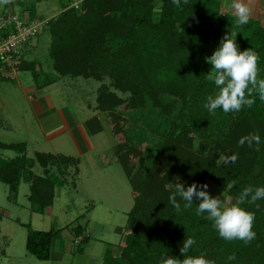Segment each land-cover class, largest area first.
Segmentation results:
<instances>
[{
    "label": "trees",
    "instance_id": "1",
    "mask_svg": "<svg viewBox=\"0 0 264 264\" xmlns=\"http://www.w3.org/2000/svg\"><path fill=\"white\" fill-rule=\"evenodd\" d=\"M154 2L83 0L79 9L69 7L47 20L43 29L51 37L49 55L54 72L45 86L67 76H109L113 86L130 95L121 98L102 86L99 110L109 116L120 115L144 107L149 99L151 107L165 116L149 168L134 170V160L141 153L139 146L113 150L112 163L125 172L135 205L129 213L131 234L120 247L119 258L106 250L102 264H160L162 257L182 260L185 257L180 247L188 238L195 244L186 256L203 254L211 264H264V199L256 204L238 201L240 207L255 215V237L248 243L221 238L213 222L205 218L207 213L196 214L199 201L195 198L189 207L179 197V208L169 202L177 184L188 179L201 184L211 180L236 199L245 187H264V102L256 90L252 92L255 103L239 111L217 109L211 113L204 107L207 97L218 91L207 76L211 71L204 58L207 44L217 47L221 34L234 35L241 51L250 49L256 54L257 79H264V27L252 18L238 25L235 15L220 14L218 0H180V6L173 0H161L159 20L153 21ZM109 4L115 6V16L96 24L100 11ZM108 25L111 28L106 30ZM107 37L116 43L108 44ZM20 69L34 72V63L23 60ZM164 97L169 99L164 101ZM178 103V112L171 114ZM98 131L99 126L93 133ZM251 135L260 137L259 145L253 141L249 146L245 138ZM0 149L17 154L12 160L0 158V182L7 185L8 198L14 201L20 183L28 182L31 210L42 214L53 204V189L65 184V178L58 179L46 169L55 164L62 170L59 163L68 164L72 159L59 156L60 162L54 155L36 154V162L45 170L43 177L31 171L34 161L27 158L24 143L0 142ZM220 157L225 161L220 162ZM24 227L26 252L38 261H49L58 231ZM230 256L235 258L229 260Z\"/></svg>",
    "mask_w": 264,
    "mask_h": 264
},
{
    "label": "rangeland",
    "instance_id": "2",
    "mask_svg": "<svg viewBox=\"0 0 264 264\" xmlns=\"http://www.w3.org/2000/svg\"><path fill=\"white\" fill-rule=\"evenodd\" d=\"M76 1L79 9L83 0ZM223 1L218 0L220 14L229 16ZM26 2L0 0V13L14 12L20 16V7L25 4L23 13L30 15ZM33 5V17L43 20L53 19L73 7L72 0H42ZM160 6L161 0H155L153 21L159 20ZM113 7L101 10L96 24L114 17ZM252 15L264 27V0H258ZM110 28L108 25L106 30ZM224 36L221 34L219 43ZM105 41L116 43L109 41V37ZM50 44L51 37L44 30L24 55V60L34 63V72L20 69L16 80L0 79V142L24 143L27 158L34 161L31 171L38 176L44 177L45 171L35 160L38 153L54 155L57 160L70 157L72 162L59 163L62 170L55 164L46 169L58 179L65 178V184L53 189V204L42 214L31 210L28 182L20 183L14 201L8 198L7 185L0 182V264H102L106 250L119 258L120 247L131 234L129 213L135 205L125 172L119 164L112 163L113 150L117 146H139L141 153L134 160V170L149 168L164 130L165 116L151 107L149 99L144 107L120 115L109 116L99 110L97 99L102 86L121 98L130 95L113 86L109 76L102 79L67 76L45 86L54 76ZM216 48L208 43L204 58L210 57ZM180 105L176 104L171 114L176 115ZM98 126L101 131L94 134ZM16 155L13 150L0 149L1 159L12 160ZM219 161L224 162V157ZM191 184L192 180L185 182V186ZM202 184L208 185L212 197L220 196L229 206L238 205V199L211 180ZM24 225L36 231H58L49 261H38L26 252Z\"/></svg>",
    "mask_w": 264,
    "mask_h": 264
},
{
    "label": "clouds",
    "instance_id": "3",
    "mask_svg": "<svg viewBox=\"0 0 264 264\" xmlns=\"http://www.w3.org/2000/svg\"><path fill=\"white\" fill-rule=\"evenodd\" d=\"M173 3L180 6V0H173ZM228 11L233 12L238 25H245L249 21V7L243 0H232L226 6ZM205 61L211 65V71L207 74L208 79L213 81L218 91L214 95L207 97L204 107L211 113L221 109L224 113L239 111L242 107H251L255 103L252 97L253 90L258 93V98L264 102V79H257V56L250 49L241 51L237 41L226 34L221 38L219 45L210 57ZM251 85V87H249ZM249 146L253 141L259 145L260 137L251 135L246 137ZM241 144L244 140L240 141ZM208 185L193 182L189 186L178 183L176 191L169 196V202L176 208L180 207L177 197L185 202L184 206L189 207L194 203V198L199 201L195 209L197 215L207 213L206 219L213 222V228L218 235L227 241L242 240L250 242L255 237L252 231V224L255 215L245 210L239 205L229 206L220 196L212 197L207 191ZM264 199V187H245L238 196V201L243 204H256V201ZM259 207V205H256ZM195 244L192 238L184 239L180 247L181 255L184 259L175 257H162L160 264H211L200 256H186L185 254ZM230 256L229 260L234 259Z\"/></svg>",
    "mask_w": 264,
    "mask_h": 264
},
{
    "label": "built area",
    "instance_id": "4",
    "mask_svg": "<svg viewBox=\"0 0 264 264\" xmlns=\"http://www.w3.org/2000/svg\"><path fill=\"white\" fill-rule=\"evenodd\" d=\"M76 0L72 4L78 8ZM47 20L0 13V79L16 80L30 43L42 33Z\"/></svg>",
    "mask_w": 264,
    "mask_h": 264
},
{
    "label": "crops",
    "instance_id": "5",
    "mask_svg": "<svg viewBox=\"0 0 264 264\" xmlns=\"http://www.w3.org/2000/svg\"><path fill=\"white\" fill-rule=\"evenodd\" d=\"M25 1H27V0H25ZM243 2L249 7V10H250V8H251L252 13H251V12L249 13V18L253 17L252 14H254V13L256 12V4H257L258 0H243ZM26 3H27V5H26L27 7H26V8H28V7L30 8V15L27 14V13H26V14L23 13V10H22V9L25 8V7H24L25 4H24V5H21V7H20V9H21V10H20V13H19L20 16H21V17H24V18H29V19H30V18H36V16L33 17V14H34V13H33V12H34V11H33V9H34V5H33V4H34L35 2L27 1ZM231 3H232V0H224V1H223V4H222V6L224 7V10H226V12H228L229 14H233V12L228 11L227 8H226V6L230 5ZM13 13H14V12H13ZM233 15H234V14H233ZM37 18H38V17H37ZM39 19H40V18H39ZM30 45H31V43H30ZM30 45H29L28 49L31 48L32 45H31V46H30ZM28 49H27V50H28ZM27 50H26V51H27ZM26 51H25V52H26ZM34 97H36V95H34Z\"/></svg>",
    "mask_w": 264,
    "mask_h": 264
}]
</instances>
